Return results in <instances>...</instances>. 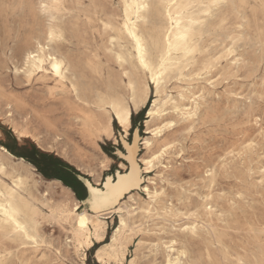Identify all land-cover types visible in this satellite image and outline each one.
I'll list each match as a JSON object with an SVG mask.
<instances>
[{
	"label": "rangeland",
	"instance_id": "rangeland-1",
	"mask_svg": "<svg viewBox=\"0 0 264 264\" xmlns=\"http://www.w3.org/2000/svg\"><path fill=\"white\" fill-rule=\"evenodd\" d=\"M66 1L72 8L68 18L78 11L90 9L88 0ZM117 2L119 0H101L99 4L109 7L108 4L112 3L116 6ZM12 3L11 0H5L0 4V140L4 141L8 146L7 151L12 155L7 169L3 170V173L0 171V179L10 183L9 172L12 165L20 168L21 163L24 162L34 168L30 173L19 169V173L27 175V189L39 199L35 202L40 212L37 216L36 232L44 250L37 255L34 248H22L16 244L14 247L20 249L17 253L13 251V247L4 246L0 235V257L11 251L12 256L8 257L11 264H21V262L41 264V257L45 258L44 264H55L56 261L63 264L65 260L71 264L72 253L76 248L70 240L71 226L65 218L50 216L49 205L66 208L80 200L61 181L44 177L33 161L24 155L35 146L80 173L94 168L97 151L101 154L107 152L115 158L117 164L116 168L109 171V174H112L118 170L119 163L122 162L115 155L118 151L115 140L116 137L121 136V127L114 121L115 136L100 141L83 132L78 118L82 114L80 107L67 99L65 93L58 91L55 95L49 93V89H54L55 81L49 78L48 72L41 73L33 81L30 89L8 87L9 84L19 83L16 72L17 66L21 67L20 51L25 47V39L31 32L29 14L20 7H14ZM5 4L9 5L7 9L4 8ZM248 5L249 7L244 10L243 18H240V15H232L230 25L235 29L236 35L241 37L235 51L242 62L238 66H233L230 62L220 65L216 75L222 76L224 80L219 85L217 95L222 97V100H217L214 96L208 97L207 108L200 122L195 125L197 130L186 142L184 150L187 154L184 156L183 164L177 157L180 143L185 142L187 129L178 126L165 131V141L179 143L177 149L166 157L171 164L165 173L167 181H157L158 184L163 185L164 194L160 202L155 205L156 209L150 213L138 209L128 220V225L133 229L129 233L130 238L122 240L126 247L125 260L128 264L130 259H133V264H166L172 248L179 246L186 250L188 264H192L193 261H203V264H232L235 261V264H240L241 260L248 261L249 264H260L261 259H264L258 235V230L264 223V187L259 183L260 172L264 169V141L252 131L254 124H250L247 120L245 102L237 103L235 97L229 102L228 96V93H235L236 96H244L246 101L253 90L259 96L260 87L264 85V66L261 64L264 57L261 56L260 49L264 12L261 11V0L254 6L251 3ZM253 8H258L260 12L253 15ZM231 12L232 10L229 9V13ZM100 15L101 18H105ZM78 23L81 25V31L78 33L67 31L66 40L58 44V49L73 56L83 52L86 54L100 52L104 73L109 72L119 76L120 70L117 65L104 55L105 33L98 19L93 15L87 18L80 13ZM216 38L220 40H215ZM206 41L210 44V53L207 57L211 56L212 59L223 50L224 39L220 34L218 37L209 36ZM10 66L11 81L8 78ZM150 84L149 99L131 116V126L127 134L131 136V140L135 131L140 138L149 136L145 134L146 126L159 123L146 117V111L155 98L154 85ZM187 87V83L180 77H172L165 84V90L172 95H176L180 90L184 91ZM188 102L189 100H184V103ZM9 104L12 105L11 108ZM9 111L13 113L11 117L8 115ZM217 114L219 118L214 119ZM205 116H209L207 121L204 119ZM175 118L174 115L173 117L170 115L165 119ZM6 121L19 126L21 131H26L29 135L20 138L11 130L5 135ZM244 125L247 127H243ZM197 140L199 143L193 144V141ZM251 140H255L256 147L247 150L243 158L228 156L226 161H221L222 167L218 168L216 178L217 198L211 202L215 211L208 213L207 206L205 207L204 202L199 198L205 191V185L201 180L202 170L208 162L216 164L221 156L231 151L238 153L244 151L243 146ZM121 149H123L122 143ZM139 153L142 154L143 151ZM158 167L160 168L159 165ZM181 168L183 172L180 171ZM154 173L155 171L149 175L154 176ZM49 180L56 182H48ZM233 190H242L246 194L245 201L238 202L236 207L230 204L229 199H221L218 195L220 192ZM141 192L137 191L134 195L144 201L147 197L145 193L141 195ZM193 192L196 193L195 196L192 195ZM86 200L87 198L80 201L79 210H90L89 206L83 207ZM123 201L131 203L130 199L122 200L121 203ZM189 212L196 213L201 219L199 224L203 225L195 237L190 232L182 231L193 219L192 216H188ZM103 221L105 239L103 243L94 240L92 246L87 249L85 255L89 264H93V261L95 264H102L103 261V264H117L113 258L104 256V260L99 262L95 257L96 250L110 242L119 222V213L115 215L110 213ZM249 225L256 226V234L250 232ZM170 240H176L177 244L172 245ZM165 243L173 247L164 249ZM47 245H52L55 251L47 248ZM60 249L63 250L62 255L58 254Z\"/></svg>",
	"mask_w": 264,
	"mask_h": 264
},
{
	"label": "snow or ice",
	"instance_id": "snow-or-ice-1",
	"mask_svg": "<svg viewBox=\"0 0 264 264\" xmlns=\"http://www.w3.org/2000/svg\"><path fill=\"white\" fill-rule=\"evenodd\" d=\"M160 7L166 6L168 11V21L173 22V27L168 29V35L166 38H162L160 44H150L145 39H142L135 31H127V35L131 37L134 42V50L131 53L132 65L135 68L137 75L142 74L143 80L142 85L146 86L151 77V82L157 85L161 83V78L166 74H175L176 70L180 71V79L187 83L188 87L184 90L188 96L191 97V103L187 108L176 107L175 108V119L172 123L165 124L164 128L174 129L178 126L185 127L187 129V135L185 136V142L180 143V150L177 159L181 164L184 162V156L187 152L184 150L187 140L191 139V135L197 130L196 124L200 122L202 114L207 108V99L209 96H214L217 100H222V97L218 96L219 85L223 82L222 76H217L216 73L219 71L220 65L225 62H230L233 66H238L242 61L238 53L235 51L236 45L241 38L236 35L235 29L231 28L232 15H242L249 5L241 0L240 4L231 3L229 0H187V2H177V0H171L166 5L161 4ZM9 5L5 4L4 8L7 9ZM48 4H39L38 8L42 14L47 15ZM55 7H62L60 4H56ZM127 5H125V16H127ZM138 8L148 9V4L138 5ZM175 9V15L173 14ZM231 9L229 13L226 10ZM261 11L264 12V0H261ZM216 30L224 39L223 50L218 56L212 59H205L201 64L199 61L206 55L207 50L201 52V46L199 41L196 39V30L199 28L201 32L210 23L216 22ZM99 24L103 25L105 32L114 31L112 26L105 23L103 19L98 20ZM186 25V26H184ZM123 29H129V24L126 22ZM51 40L52 33H48ZM62 38V37H61ZM260 49L261 56L264 57V29L261 31L260 37ZM42 43V42H41ZM113 45L115 44V37L112 40ZM110 52L114 53L113 49H109ZM44 52V48L40 47L36 52L30 53L23 60V67L17 66L16 77L19 82L16 84H9L8 87H19L21 90L30 89L32 83L36 78L43 73L46 69L48 71L49 78H55L57 85L61 81H65V72L63 62L54 56H47L45 59L38 61L40 67L37 70L36 63L37 58L41 53ZM116 61L122 66H127V56L116 55ZM262 66H264V58L261 60ZM48 65L51 67L49 68ZM186 65V67H185ZM124 76L129 75L128 72L123 73ZM215 77V78H213ZM9 80L11 81V66L9 67ZM71 91H77L75 84ZM148 89L142 87L141 90V101L147 102ZM56 89H49V93L55 95ZM229 102L235 97L237 103L245 102L246 117L250 124H254L252 131H255L262 141H264V85L260 87L259 96L255 90L251 91L247 100L245 101L244 96H236L235 93H228ZM77 99L79 96L77 95ZM181 100H185L186 96L181 95ZM135 100V96L133 97ZM203 101V103H202ZM250 106V109H249ZM12 105L9 104V108ZM25 108L27 105L24 106ZM139 107V104H137ZM115 111L116 116L112 118L111 113ZM9 117L13 115L11 111L8 113ZM149 115H153L149 112ZM219 114L214 117L218 119ZM119 120L121 126V136L116 137V157H119L122 161L119 164V168L116 172L109 174L112 168H116L117 164L115 158L110 153L101 154L96 152V161L93 169L87 172L81 171L79 173V182L86 188L85 195L87 200L83 207L87 208L91 206V210L100 215V219H106L109 213L115 215L119 212L123 215V208L120 207V202L125 199H130L135 192L142 189L141 195L148 193V200L152 201L155 197L151 194V186L157 183V180L150 179L145 181L143 179L145 173H151L152 171H159V163L163 161L170 152L177 149V143H165L156 152V155H152L150 159L146 158L143 161V167L133 158V153L136 151L135 143H130L131 136L125 134L128 132L129 123L131 119V109L124 108L122 105L113 104L112 109L109 111V118H106L104 130L101 135L108 136L111 139L115 136V125L113 120ZM205 121L209 119V116L204 117ZM6 129L5 135H8V131H14L20 138L29 135L26 131H21L19 126L12 125L9 122H5ZM191 125V126H189ZM243 127H247L244 125ZM258 129V131H256ZM163 129H159L152 133L153 136H157L158 133H162ZM124 140L123 149H121V140ZM199 141H193V144H198ZM145 146L152 147L149 141H144ZM0 151H7L8 146L4 144L3 140H0ZM256 147L255 140L249 141V143L243 146L244 151L236 152L231 151L228 154L221 156L220 161L216 164L208 162L201 172V180L205 185V191L200 194V199L208 205L207 212L213 213L215 211L211 206V202L217 198L216 192V178L218 175V168L222 167L221 161H226L228 156L243 158L247 150L254 149ZM125 151L128 153L125 155ZM129 167L131 170H129ZM167 167H171L169 164ZM120 169L123 170L121 173ZM183 172V168L180 169ZM261 179L259 181L260 186L264 187V169L260 172ZM106 177V178H105ZM75 179V177H72ZM162 179V176H161ZM67 182V181H66ZM145 183L148 187H145ZM179 187V186H177ZM0 195L4 193L0 192ZM156 196L163 195L162 192H157ZM196 195L195 192L192 193ZM219 198L229 199L230 204L233 207L237 206L238 202L245 201L246 194L242 190H233L232 192H220ZM7 198V197H6ZM81 205H77L79 209ZM199 209H197V212ZM25 209L14 205L13 203L0 204V235H2L3 244L5 247H13V251L19 252V248H15L16 244H19L22 248L32 247L36 250L37 255L39 252L44 250L39 242V237L29 227L27 223L21 221L22 215H24ZM120 224L125 228V221L120 220ZM80 231L75 233L77 247L75 252L72 253L71 264H89V261L85 255L87 249L92 246L93 236L92 229H95V240L104 242L105 224L96 220L94 223H90L85 215L80 216L79 221ZM88 229V231H84ZM249 230L252 234H256L257 229L255 225H249ZM121 229H117L119 233ZM183 232H191L192 236L197 235V226L192 225L190 228L185 227L182 229ZM259 242L262 255H264V223L261 224L259 230ZM116 236L113 235V242H115ZM177 241L173 240L172 245H176ZM164 249H168L169 245L165 243ZM47 248L53 249L52 245H47ZM55 251V249H53ZM96 253V259H101L102 252ZM59 255L63 254V250L60 249ZM176 254V248L173 247L169 253L168 264H188L186 257L187 252L181 251L177 259L173 261L172 255ZM12 256V252H6L0 257V264H11L8 257ZM183 258V259H182ZM44 257H41V264H44ZM211 260V257H209ZM23 264V262H21ZM55 264H60L56 261ZM63 264H69L68 260H65ZM93 264L95 262L93 261ZM103 264V262H102ZM117 264H128V261H119ZM192 264H203V261H193ZM235 264V261L232 262ZM240 264H249L248 261L241 260ZM260 264H264V259H261Z\"/></svg>",
	"mask_w": 264,
	"mask_h": 264
},
{
	"label": "bare ground",
	"instance_id": "bare-ground-1",
	"mask_svg": "<svg viewBox=\"0 0 264 264\" xmlns=\"http://www.w3.org/2000/svg\"><path fill=\"white\" fill-rule=\"evenodd\" d=\"M11 1H13L12 4L14 7L22 8L29 14L30 17L31 32L25 39V47L20 51L21 67L24 66L23 60L25 57H27L30 53L36 52L40 47L44 48V52L41 53L37 58V61L34 62L36 63L37 70L40 67L38 61L40 59L46 60L49 55L54 56L63 62L64 68L66 69L65 81H61L60 84L57 85L56 79L53 77L55 81L54 89H56L59 93H65V97L67 99L71 100L74 105L80 107L82 114L78 118L80 119L79 124L83 132L98 141L107 139L109 137L101 135V133L104 130L105 120L106 118H109V111L112 109L114 103L116 105H122L124 108L130 107L131 116L133 112H136L140 107L144 106L146 102L141 101V90L142 87H146L149 90L147 93L148 100L149 93L151 92V77H149L148 84L143 86V75H137L135 68L132 65L131 53L134 50V42L131 37L127 35V31H135L142 39H145L150 44L162 43V38L167 37L168 29L173 27V22H169L167 18L169 9L166 6L160 7L159 5H166L167 3H170L171 0H119L116 6L110 3L108 4L109 7L100 6L99 2L101 0H88L90 9L78 11L70 18H68V13H70L72 8L69 7L66 0ZM258 1L260 0H243L244 3H251L253 6ZM2 2L4 3L5 0H1L0 4H2ZM177 2H187V0H177ZM42 3L50 6L47 15L42 14L38 8V5ZM231 3L240 4L241 0H229V4ZM56 4H60L62 7L57 8L55 7ZM143 4H148L149 8L144 9L137 7L138 5ZM125 5L128 6L127 16H125ZM226 11L229 12V9ZM79 12L87 18H89V15H93L98 20L103 19L105 23L110 24L112 29H114V31L105 32L103 25L101 24L102 30L105 33V45L103 47L104 55L107 56L109 60H113V62L117 65L120 70L119 76H115L113 73L109 72L104 73V63L101 60L100 52L94 51L92 54H86V52H83L77 56H73L69 53H62L58 49V44L66 40L67 31L74 33L81 31V25L78 23L80 18ZM259 12L258 8H253V15H257ZM100 14H102L105 18H101ZM173 14L175 15V9H173ZM243 17L244 12L240 15V18ZM126 22L129 24V29L127 30L123 29ZM216 23H218V21L214 23L210 22L202 32L199 28L196 30V39L199 41L201 46V52L207 50V53H210V44H208L206 40L209 36L218 37L219 34L216 30ZM49 32L52 33L51 40L48 35ZM114 37L115 44L113 45L112 40ZM215 40H220V38H216ZM109 49H113L115 54L110 52ZM116 55H120L122 57L127 56V66H122L118 63L115 59ZM205 59H211V56L207 57L206 55L199 62L202 64ZM48 67L50 68L51 66L48 65ZM46 72H48L47 69L43 72V74ZM124 72H128L129 75L124 76ZM180 75L179 69L176 70L174 75H164L161 78L159 88H157L156 84L152 83L154 85L155 98L146 111V117H148L149 120H153L155 122L158 121L159 123L156 125L146 126L145 134L149 136L140 138L137 131H135L133 133L132 140L130 141V143H135L136 145V151L133 153V158L141 167H143L144 159H150L152 155H156V152L162 145L165 143H173L172 141H165V131L168 129L164 128V125L172 123L173 121L166 120L165 118L170 115H172V117L174 115L175 117L176 107L187 108L189 103H191V97L186 96L184 91L180 90L176 95H172L165 90L166 82L170 78L180 77ZM74 84L77 91H71ZM77 95L79 96V99H77ZM181 95H185L186 99L189 100L187 104L184 103V100L180 99ZM134 96L135 100H133ZM137 104H139V107H137ZM149 112H152L153 115L150 116ZM111 116L112 118L116 116L115 111H112ZM114 121L119 127H121L119 120L114 119L113 122ZM130 126L131 119L129 128ZM159 129H163V132L158 133L157 136H153L152 133ZM127 134L128 132L125 134V137ZM145 140L149 141L152 147L145 146ZM121 143L124 145L123 139L121 140ZM140 145L142 146L141 148ZM0 148H2V146H0ZM139 151H143V153L140 154ZM124 154L127 155L128 153L125 151ZM11 157L12 155L8 151H0V171L2 173L3 170L7 169V166L9 165L8 162ZM21 164L22 166L20 168H16L13 165L11 166V172H9L10 183H5L0 179V192L4 193V195H0V204H8L11 202L16 206L25 209L24 215L21 217V221L23 223H27L32 231H34L37 235V216L40 212L36 208L35 202L39 199L27 189V175L19 173V169L30 173L34 168L28 166V164L24 162ZM168 165L169 161L166 158L159 163V171L154 170V176H150V173H145L143 179L145 181L150 179H155L158 182L167 181L165 173L168 168H170L167 167ZM129 170H131L130 167ZM120 171L123 173L122 169H120ZM48 182L56 181L49 180ZM158 182L151 186V194L155 197L152 201L148 200L149 194L145 193L147 199L144 201L133 195L130 198L131 203L124 201L122 203L120 202V207L123 208V215L118 212L119 222L113 231L110 242L96 250V253L101 252L102 249L104 250L102 252L101 259H97V261L102 262L104 260V256L113 258L116 262L117 259H119V261L125 260L126 247L122 243V240L130 238L129 233L133 229V227L128 225V220H130L138 209L146 213H150L152 210L156 209L155 205L160 202L162 195L156 196L155 194L157 192H162L164 194V187L162 184H158ZM144 186L148 187L146 183ZM140 191H142V189ZM77 205H80V201H76L72 206H66V208H63L62 206L51 207L49 205L50 216L58 219L65 218L69 221L72 233L70 240L75 247H77L75 233L80 231L79 221L81 215H85L90 223H94L96 220H100V222L104 223L103 219H100V215L91 210V206H89L90 210H79ZM206 206L208 207L207 204H205V207ZM180 214L184 215L185 213ZM188 216H192L193 219L190 220L185 227L190 228L192 225H196L198 232L203 227V225L199 224L201 219H199L196 213L194 214L192 212H189ZM121 219L125 221V225H127L126 228L120 224ZM117 229H121V231L117 233ZM84 231H88V229H85ZM95 235V229L93 228V242L95 240ZM113 235L116 236L115 242H113ZM172 241L173 240H170L169 242L172 244ZM169 247L173 246L171 245ZM181 251L186 250L182 246L177 247L176 256L173 258L171 257V259L175 261ZM168 261L169 257L166 264H168ZM129 264H133V259L129 260Z\"/></svg>",
	"mask_w": 264,
	"mask_h": 264
},
{
	"label": "trees",
	"instance_id": "trees-1",
	"mask_svg": "<svg viewBox=\"0 0 264 264\" xmlns=\"http://www.w3.org/2000/svg\"><path fill=\"white\" fill-rule=\"evenodd\" d=\"M24 157L30 158L44 177L57 179L68 186L78 200L83 201L87 198L85 195L86 188L79 182V172L72 166L52 155L43 153L35 146ZM72 177H75V179H72Z\"/></svg>",
	"mask_w": 264,
	"mask_h": 264
}]
</instances>
